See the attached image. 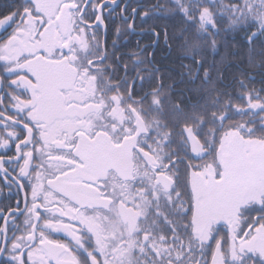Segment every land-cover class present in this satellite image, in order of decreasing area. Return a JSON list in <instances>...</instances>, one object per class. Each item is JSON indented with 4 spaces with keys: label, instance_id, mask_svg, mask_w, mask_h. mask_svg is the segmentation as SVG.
Segmentation results:
<instances>
[{
    "label": "flooded vegetation",
    "instance_id": "1",
    "mask_svg": "<svg viewBox=\"0 0 264 264\" xmlns=\"http://www.w3.org/2000/svg\"><path fill=\"white\" fill-rule=\"evenodd\" d=\"M244 4L0 0V264H264L227 155L264 145L222 61Z\"/></svg>",
    "mask_w": 264,
    "mask_h": 264
},
{
    "label": "trees",
    "instance_id": "2",
    "mask_svg": "<svg viewBox=\"0 0 264 264\" xmlns=\"http://www.w3.org/2000/svg\"><path fill=\"white\" fill-rule=\"evenodd\" d=\"M243 0H239L241 2ZM244 10L240 12L242 15L239 19V26L233 33L243 36L238 41V56L231 55V42L223 43L225 46L222 49L225 51L222 55V61L228 66L238 62V84L236 90L238 99L243 103L245 98H250L253 102H261L264 105V0H244ZM251 4V7H247ZM253 10V15H248V9ZM251 36V40L247 37ZM203 50L206 52L215 53L219 50L214 42H201ZM211 61V65L215 66ZM230 72L224 74L225 77L230 76ZM229 89L223 88L222 93L232 96ZM241 105V104H239Z\"/></svg>",
    "mask_w": 264,
    "mask_h": 264
},
{
    "label": "water",
    "instance_id": "3",
    "mask_svg": "<svg viewBox=\"0 0 264 264\" xmlns=\"http://www.w3.org/2000/svg\"><path fill=\"white\" fill-rule=\"evenodd\" d=\"M233 145L236 144L237 136L233 137ZM239 141L238 148L230 152L228 157L229 163L234 164L233 170L238 172V178L235 177V183L239 189V195L249 192L253 189H261L264 187V145L259 149L251 151L249 156L244 152L243 144ZM249 157V159H248ZM232 158V160H231ZM245 190V192H244Z\"/></svg>",
    "mask_w": 264,
    "mask_h": 264
}]
</instances>
